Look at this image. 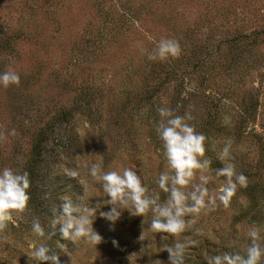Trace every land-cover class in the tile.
Segmentation results:
<instances>
[{"label":"rangeland","instance_id":"rangeland-1","mask_svg":"<svg viewBox=\"0 0 264 264\" xmlns=\"http://www.w3.org/2000/svg\"><path fill=\"white\" fill-rule=\"evenodd\" d=\"M162 38L180 42L178 58L148 59ZM9 69L21 82L0 86V169L27 171L31 199L0 233V264H50L30 257L40 243L61 264H170L163 245L177 240L195 242L186 264H207L211 255L246 246L251 226L264 228V0H0V72ZM61 107H74L72 117L34 162L37 127L28 126L29 116L41 128ZM160 107L190 112L189 123L206 136L213 193L226 183L215 174L225 143L248 178L228 207L218 201L179 237L154 233L151 213L145 222L129 210L107 220L100 213L113 206L88 171L100 160L105 171L130 167L159 191L156 180L167 169L156 131ZM85 191V203L97 208L100 244L64 240L59 226L50 240L32 233L37 218L51 231L61 198L79 203Z\"/></svg>","mask_w":264,"mask_h":264},{"label":"clouds","instance_id":"clouds-1","mask_svg":"<svg viewBox=\"0 0 264 264\" xmlns=\"http://www.w3.org/2000/svg\"><path fill=\"white\" fill-rule=\"evenodd\" d=\"M138 47L146 51L139 42ZM181 53L178 40L162 38L147 55L151 61H165L178 58ZM20 82V75L15 70L0 72V86H18ZM158 112L161 119L156 131L162 141L163 155L167 161V169L156 180L159 191L150 189L141 175L130 167L105 171L103 161L100 160L92 163L88 171L106 194V204L113 206L110 211L100 213L107 220L115 223L120 219L122 210H129L133 215L143 216L145 222L151 213L150 229L154 233L179 237L192 228L195 218L202 212L214 211L218 201L228 207L238 188L247 187L248 178L237 172L235 165L231 163L232 145L230 142L225 143L218 153V159L224 166L216 169L215 174L216 177H225L226 183L219 188L218 195L213 193L208 185L214 177L206 174L211 170L212 163L205 158L207 138L189 123L193 119L191 113L174 114L173 109L168 107H160ZM11 134H15L14 129ZM72 175L77 176L79 173L73 171ZM30 188L31 180L27 171L19 172L7 167L0 169V233L14 223V215L28 209ZM161 192L168 194L166 200L161 199ZM86 197L85 191L83 196L77 197L80 202L76 203L70 196H63L62 205L53 209L51 231H46L37 218L32 221V233L36 237L50 240L56 235L59 226L64 240L97 246L102 242V236L93 226L97 208L86 204ZM166 238L160 237L161 240ZM246 239L247 245H241L239 251L211 255L207 257V264H264V228L251 226L246 233ZM113 243L118 242L114 240ZM192 243L195 242L177 240L174 244H164L163 251L169 253L170 264H186L187 249ZM57 246L59 249L64 247L59 243ZM30 257L37 262L61 264L60 255L44 243L33 246Z\"/></svg>","mask_w":264,"mask_h":264},{"label":"trees","instance_id":"trees-1","mask_svg":"<svg viewBox=\"0 0 264 264\" xmlns=\"http://www.w3.org/2000/svg\"><path fill=\"white\" fill-rule=\"evenodd\" d=\"M73 109H74V107H70V108L61 107L59 110V113H57V114H59V116L56 114L57 117L55 118L54 122H52L49 125L44 122L45 125H42L41 128L38 124L41 122V119L39 120L38 117L29 116L31 119L28 120V126L30 128L32 126L37 127L35 129V130H37V133H36V136L34 138V144L32 145L31 152H30L34 158V162L39 160V156L42 154L43 150H45L46 145L49 142L48 140H49L50 136L53 134L55 128L57 126H60L59 124H61L62 120L68 121L72 117ZM33 122H35V123H33ZM208 123H210V121H208Z\"/></svg>","mask_w":264,"mask_h":264}]
</instances>
